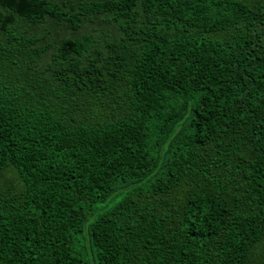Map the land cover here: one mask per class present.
Here are the masks:
<instances>
[{
	"label": "trees",
	"instance_id": "obj_1",
	"mask_svg": "<svg viewBox=\"0 0 264 264\" xmlns=\"http://www.w3.org/2000/svg\"><path fill=\"white\" fill-rule=\"evenodd\" d=\"M264 264V0H0V264Z\"/></svg>",
	"mask_w": 264,
	"mask_h": 264
},
{
	"label": "rangeland",
	"instance_id": "obj_2",
	"mask_svg": "<svg viewBox=\"0 0 264 264\" xmlns=\"http://www.w3.org/2000/svg\"><path fill=\"white\" fill-rule=\"evenodd\" d=\"M88 261H89V264H95V262L92 260V257H91V253H90V249L88 248Z\"/></svg>",
	"mask_w": 264,
	"mask_h": 264
}]
</instances>
